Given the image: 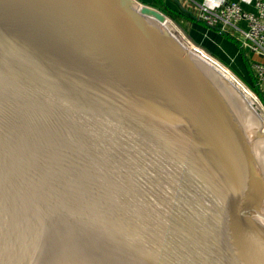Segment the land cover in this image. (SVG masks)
<instances>
[{
	"label": "water",
	"instance_id": "95a60500",
	"mask_svg": "<svg viewBox=\"0 0 264 264\" xmlns=\"http://www.w3.org/2000/svg\"><path fill=\"white\" fill-rule=\"evenodd\" d=\"M215 60L136 0H0V264H264V108Z\"/></svg>",
	"mask_w": 264,
	"mask_h": 264
},
{
	"label": "built area",
	"instance_id": "2783aa9c",
	"mask_svg": "<svg viewBox=\"0 0 264 264\" xmlns=\"http://www.w3.org/2000/svg\"><path fill=\"white\" fill-rule=\"evenodd\" d=\"M191 0L197 5L195 19L220 34L240 36L241 50L246 51L251 71L256 80L257 91L249 89L264 108V0L256 1L255 14L243 10L240 2L225 0ZM253 0H241L252 2ZM254 56L257 59L254 60ZM253 58V61L251 60Z\"/></svg>",
	"mask_w": 264,
	"mask_h": 264
},
{
	"label": "crops",
	"instance_id": "0c3cea01",
	"mask_svg": "<svg viewBox=\"0 0 264 264\" xmlns=\"http://www.w3.org/2000/svg\"><path fill=\"white\" fill-rule=\"evenodd\" d=\"M136 1L149 7L150 5L148 4L153 2H159L167 9L177 14L178 18L183 24H187L186 23L187 18L194 20L190 33L187 34V36L191 37L192 39H199V41L201 42H210L212 45H214L217 48L219 54L226 57L228 62L232 63L234 66L235 65L241 66L238 60L240 56L238 49L236 50V47L232 45V43L231 44L226 43L225 41L226 39L224 40L225 37L223 36L224 34H220V32L217 29L209 28L194 18L197 13V5L191 2V0H136ZM225 1L240 2L241 7L243 8L244 11L253 14L257 12L255 0H253L252 2H241V0H225ZM198 3H200L199 0ZM153 8L162 13V11L157 7H153ZM163 14L167 16L165 13ZM172 21L177 22L176 20H172Z\"/></svg>",
	"mask_w": 264,
	"mask_h": 264
},
{
	"label": "trees",
	"instance_id": "16d2710c",
	"mask_svg": "<svg viewBox=\"0 0 264 264\" xmlns=\"http://www.w3.org/2000/svg\"><path fill=\"white\" fill-rule=\"evenodd\" d=\"M148 5H150V7L152 6V8L153 7H157L158 9H160L162 11V13H165L172 20H176L177 21L176 22L177 24L182 25V28L185 30L186 34H189L190 33V30L192 28V25L194 23V20L187 18V22H186L187 24H183L180 21V19L178 18L177 14H175L171 10L167 9L166 7H164L161 3H159V2H153V3H150ZM223 36L225 37L224 40L226 39L225 40L226 43H230V44H231V42H229V39H231V40H233V39L236 40L237 39L236 37L232 36L231 34H224ZM239 43L240 42H238V44ZM204 45H205L204 47L206 49H208V51L211 53V55H213L215 57H219L223 61L228 62V60L226 59L225 56H222L221 54H219L217 48L214 45H212L211 43H208V42H206ZM232 45H234V44L232 43ZM235 47H236V50H237V46H235ZM243 53H244V55L243 54L242 55L240 54V56L238 58L241 66L235 65L234 66V69H236L237 73L240 75V77L242 78V80L249 86V88H251L254 91L255 90L257 91L256 80H255V78L253 76V73L251 71L250 61L247 58L245 51H243Z\"/></svg>",
	"mask_w": 264,
	"mask_h": 264
},
{
	"label": "rangeland",
	"instance_id": "374dc122",
	"mask_svg": "<svg viewBox=\"0 0 264 264\" xmlns=\"http://www.w3.org/2000/svg\"><path fill=\"white\" fill-rule=\"evenodd\" d=\"M181 30H182V32L186 35V37L192 42V43H194L196 46H198L199 48H201L202 50H204L207 54H209L210 56H212V57H214L217 61H219L221 64H223L224 66H226L235 76H237L241 81H242V83L246 86V87H248L249 88V86L242 80V78L240 77V75L237 73V71H236V69H234V65L232 64V63H230V62H225V61H223L221 58H219V57H215V56H213V55H211V53L208 51V49H206L204 46V44L206 43V42H201V41H199V39H192L191 37H189V36H187V34H186V32H185V30L182 28V25H180V24H177L175 21H173ZM200 37H201V35H200ZM237 39V41L238 42H240L241 41V38H240V36H239V38L238 37H236ZM236 40H231V39H229V42H231V43H233L235 46H237V49H238V51H239V53L242 55H244V53L242 52V50H241V46H240V43L238 44V42L236 41ZM200 43V44H199ZM208 43H210V42H208ZM245 53H248V50H246L245 51ZM255 59H257V56H254V60ZM251 60L253 61V58H251ZM249 89H251V88H249Z\"/></svg>",
	"mask_w": 264,
	"mask_h": 264
},
{
	"label": "bare ground",
	"instance_id": "6f19581e",
	"mask_svg": "<svg viewBox=\"0 0 264 264\" xmlns=\"http://www.w3.org/2000/svg\"><path fill=\"white\" fill-rule=\"evenodd\" d=\"M135 1V0H134ZM137 3V2H136ZM216 61V60H215ZM261 108H263L262 106H260Z\"/></svg>",
	"mask_w": 264,
	"mask_h": 264
}]
</instances>
